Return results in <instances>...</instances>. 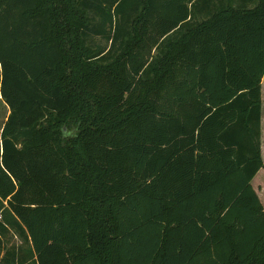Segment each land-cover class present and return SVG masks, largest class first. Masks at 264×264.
I'll return each instance as SVG.
<instances>
[{
	"label": "trees",
	"instance_id": "trees-1",
	"mask_svg": "<svg viewBox=\"0 0 264 264\" xmlns=\"http://www.w3.org/2000/svg\"><path fill=\"white\" fill-rule=\"evenodd\" d=\"M239 4L0 0V264H264V0Z\"/></svg>",
	"mask_w": 264,
	"mask_h": 264
},
{
	"label": "crops",
	"instance_id": "crops-1",
	"mask_svg": "<svg viewBox=\"0 0 264 264\" xmlns=\"http://www.w3.org/2000/svg\"><path fill=\"white\" fill-rule=\"evenodd\" d=\"M239 3H244V0H197V7L195 10V18L196 19H204L209 17L210 15L214 14L215 12L219 11L222 8H227L229 5L237 7L236 5H240ZM200 4V5H199ZM248 6H250L248 4ZM0 101L5 107L8 109L7 115L9 113V108L2 100L0 95ZM261 128L263 129V112H264V74L261 79ZM6 115V117H7ZM6 117L3 123L6 120ZM2 127V126H1ZM1 130V128H0ZM261 152H262V159L264 161V151L262 147V136H261Z\"/></svg>",
	"mask_w": 264,
	"mask_h": 264
},
{
	"label": "rangeland",
	"instance_id": "rangeland-1",
	"mask_svg": "<svg viewBox=\"0 0 264 264\" xmlns=\"http://www.w3.org/2000/svg\"><path fill=\"white\" fill-rule=\"evenodd\" d=\"M94 39H95L96 43H100V44H103V45H105V44L108 45L107 42L105 41V39H101L99 37H95ZM7 111H8V109L0 101V128L3 125V121H4V119H5L6 115H7ZM262 147H263V151H264V112H263V129H262ZM8 241H9V244H10V243L15 241V238L14 237L12 238V235L10 234L8 236Z\"/></svg>",
	"mask_w": 264,
	"mask_h": 264
}]
</instances>
